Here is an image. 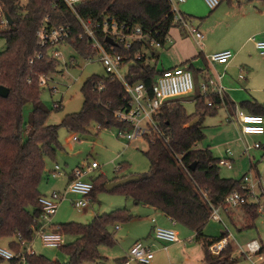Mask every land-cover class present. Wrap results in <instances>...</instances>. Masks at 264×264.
I'll list each match as a JSON object with an SVG mask.
<instances>
[{"label": "trees", "instance_id": "trees-1", "mask_svg": "<svg viewBox=\"0 0 264 264\" xmlns=\"http://www.w3.org/2000/svg\"><path fill=\"white\" fill-rule=\"evenodd\" d=\"M54 1L26 0L25 7H21L17 0H0L1 11L12 21L0 31V38L5 43L4 50L0 52V86L9 90L6 98H0V239L20 236L25 242L32 240L33 228L37 227L41 214L39 185L44 178L45 159L54 156L60 128L73 134L87 133L92 124L99 125L100 130L129 129L114 117L116 110L127 107L122 86L109 77L96 75L87 79L81 88V110L66 115L59 125L47 124L50 112L40 99L39 77L56 73L59 62L46 56L39 60L35 58L38 52H45L36 45L35 33L46 19L51 26L69 25L75 37L81 33L74 13L63 5L53 7ZM74 10L83 19L106 13L119 22L142 28L159 24L163 34L170 28L168 0H85ZM73 47L80 56L93 55L84 41H77ZM138 50V47L130 51L116 48V52L127 60L133 59L126 77L129 83L141 82L150 90L160 71L144 59L136 60ZM30 60H33L32 64H29ZM99 81L104 84L101 92L96 90ZM207 100L212 102V106H207ZM193 101L195 113L192 115H188L178 102L168 106L169 102L162 107L160 118L164 136L144 138L148 147L143 155L149 162V171L139 175V181L111 192L118 191L135 205L151 207L192 231L193 240L201 246L204 264H234L236 261L229 258L233 251L230 246L218 257L209 254V245L220 237H208L203 231L209 221L210 205L218 206L228 194L240 191V180L220 177L219 160L208 149L196 148L205 137L204 117L216 114L222 104L226 107L231 104L225 97L221 101L217 96H203L199 91ZM26 104L32 106V111L29 121L24 123L22 114ZM243 106L251 109L254 115H264V107L257 103L244 102ZM193 119H197L196 123L189 126ZM193 163L196 165L192 170ZM122 170L121 166L118 172ZM124 177L127 176L113 181ZM102 181L100 177L97 184L93 183L91 200L96 190L106 188ZM240 210L250 221L246 228H252L257 218L256 207L245 205ZM131 219L125 210H117L95 216L89 224L56 225L57 232L74 239L58 248L67 257V262L52 261L34 254L26 256L25 264H97L101 259L99 247H110L115 243L109 228L116 222ZM8 249L18 255L22 247L15 242ZM18 262L15 259L7 263ZM123 262L121 260L120 264Z\"/></svg>", "mask_w": 264, "mask_h": 264}, {"label": "built area", "instance_id": "built-area-1", "mask_svg": "<svg viewBox=\"0 0 264 264\" xmlns=\"http://www.w3.org/2000/svg\"><path fill=\"white\" fill-rule=\"evenodd\" d=\"M18 5L25 7L26 0H17ZM85 0H55L53 7L59 8L61 5L68 7L75 15L81 33L76 37L73 35V30L69 25L51 26L47 19L40 25L35 33L36 45L40 50L35 55L36 59H41L46 56L49 59L59 62L57 72H64L67 69L76 65L74 57H69L65 60L59 48L71 47L74 54L90 63L93 58L103 68L104 75L101 78H111L120 83L124 91L123 101L127 103V107L118 109L114 112V117L118 121L129 126V129H115L116 138L124 140L126 143L140 137L156 136L162 138L165 134L162 127L160 113L162 107L177 98L186 97L194 91V80L192 72L186 68L164 69L160 71L152 82L150 90H147L141 82L129 83L126 79L129 66L134 62L133 59L123 57L116 52L117 47H122L125 51L138 47L139 50L135 55L136 60L144 59L146 63L153 60V49H161L167 38V31L163 34L159 28V24L151 28H142L139 25L129 24L127 22H119L112 16L102 13L97 17L81 18L75 12V6ZM209 9H215L219 5V0H203ZM184 0H168L169 13L167 17L170 19V27H178L185 32L186 35L192 37L196 43L202 44L204 39L203 34L187 19L179 10V5ZM9 26L5 14L0 9V31L5 30ZM110 39L115 46L109 44L106 40ZM77 41H84L87 48L93 51V55L80 56L74 49V44ZM255 48L260 55L264 54V41L255 42ZM234 58V54L225 50L217 52L209 57L211 63L227 67L229 62ZM127 60V61H125ZM33 60L29 61L32 64ZM125 71L123 72V69ZM241 74L239 79H243V69L240 68ZM52 73L39 77V87H48V83L52 81ZM220 76L206 78L198 87L199 93L203 96H217L220 100L225 93V88L218 83ZM30 81L28 80V83ZM52 85L48 87L50 95L60 94L58 89ZM97 92L103 90V82L99 81L96 84ZM68 88V86H67ZM62 96L60 100L52 102L54 109L62 107ZM207 106H212L210 100L206 101ZM235 122L238 125L239 133L242 137L260 136L264 133V118L261 115L244 113L241 110H236L234 114ZM96 130H100V126L96 125ZM106 130V129H103ZM108 130V129H107ZM76 138V135L73 134ZM79 141L78 138H76ZM260 148L259 143H253L244 147L245 152L249 149ZM231 152L226 151L224 158L218 161V167H224L228 170L232 169L230 161ZM99 165L96 162H91L87 166L76 168L71 172V178L67 182L62 191H52L48 195H42L38 199L41 207V214L37 220V227L33 228V236L38 238L41 244L47 248L58 249L64 244V235L57 232V226L53 224V218L57 213L59 205L65 201L68 196H74V200H69L70 205L75 209H85L91 202V193L93 190V182L85 180L84 177L89 175L93 170L98 169ZM51 179H56L63 176V169L55 164L52 170L47 175ZM240 191L235 190L228 194L223 202L218 206L210 205L209 220L222 223L221 214L227 215L234 210H240L245 205H253L256 207L257 219L261 221L264 228V190L259 189V181L251 174H246L240 179ZM171 223L175 221L170 219ZM224 226V224H223ZM115 229H118L116 226ZM225 234L220 239L208 247V252L211 256L218 257L229 246L231 235L224 226ZM154 238L167 246L170 244L179 243L177 233L168 228L155 226L153 228ZM20 243L22 250L20 254H15L10 249L0 247V260L4 262H12L17 259L18 264H25L26 256L36 254L31 248L30 242H25L20 236L16 237ZM166 249V247H165ZM238 253L243 257L248 264H264L263 246L257 239H252L245 243L243 247H239ZM154 258V252L151 247L141 241L135 242L127 252L125 260L122 264H151Z\"/></svg>", "mask_w": 264, "mask_h": 264}, {"label": "rangeland", "instance_id": "rangeland-1", "mask_svg": "<svg viewBox=\"0 0 264 264\" xmlns=\"http://www.w3.org/2000/svg\"><path fill=\"white\" fill-rule=\"evenodd\" d=\"M232 24L233 22L230 24L223 22V24L220 25L221 27H218L216 31L209 34V45L211 49L222 48L224 43L228 41L227 38L232 37L236 33V29ZM202 29L205 32V29ZM189 42L191 41L189 40L186 42L187 45ZM4 48V40L0 38V52H2ZM59 50L62 52V56L65 60L69 57H74V65L76 66L51 76L52 81L48 83V87L56 85L55 87L60 94L51 96L48 87L40 89V99L50 112L47 119L48 125H59L66 115L78 113L81 110L83 102L81 88L84 82L91 76L104 75L103 68L97 62L96 58H93L90 63H87L86 60L78 58L74 54L73 49L69 46L59 48ZM159 50L160 49H153L152 51L157 53ZM249 55L253 57L256 55V57L261 58L257 52L253 53L250 51ZM241 56H239L238 59H241ZM149 63H151L152 66L155 65L152 61ZM256 67L259 73H263L264 75V61H259ZM124 71L125 68L123 69V72ZM255 80V86H243L242 84V86L238 87L246 96L248 95L251 99L257 100L264 106V80H261V78ZM61 93H63L62 107L54 110L52 102L60 100ZM195 93L196 91L186 97H182L180 100H176V102H181V105L188 115L195 113V104L193 101ZM236 97L240 98L241 96L239 95ZM242 103L244 102L239 101L236 103L237 110H244L246 108L245 106L241 107ZM168 106H172V102ZM31 111L32 106L26 104L22 114L24 123L29 121ZM235 121V118L231 122L227 121V112L224 110L223 106L217 108L216 114L204 117L203 126L205 137L203 141L197 145L200 149H208L215 159L226 150L232 152L234 160L232 165L233 169L228 170L219 166L218 171L220 177L231 180H239L243 175L250 172L248 158L242 156L244 146L237 141ZM86 131L87 133L85 134H75L76 138L79 139V141H77V139L73 137V133L68 132L64 128H60L58 131V145L55 149L53 158L48 157L45 159V170L48 171L50 168L52 169L55 164H58L63 169V176L61 179H64L65 176L71 174L74 169L87 166L91 162H96L99 165L98 169L93 170L89 175L84 177V179L97 184L101 177L103 179L102 182L106 183V185L113 182L115 178L130 175L139 176L149 171V162L143 155L148 147V143L145 139L137 137L126 143L124 140L116 138L115 129L97 131L95 124L90 125ZM255 142L260 143L262 148L260 150L248 152L250 157L254 158L252 161L253 169L251 171L259 174L261 187L264 189V162L260 160L264 155V135L256 138H248L245 145H252ZM121 166L123 170L118 172ZM46 171L44 172V176H46ZM52 180L53 179H50V181ZM44 182L45 178H43L41 182V189L44 187ZM48 183L49 185L46 186L47 189L51 188L52 184L51 182ZM52 189L59 191L55 187H52L51 190ZM74 199V196H68V198L59 205L57 213L53 218L54 224H89L95 216L110 214L117 210H125L132 216L130 221L116 222L109 228L108 231L115 243L110 247H99L98 251L101 259L97 264H115L116 260L114 259L127 252L132 242L135 240H145L151 231L150 218H147L148 214H146V209H144L143 205H135L130 198L125 197L118 191L110 193L107 192L105 188L96 190L94 199L91 200L87 208L82 210L75 209L70 205L69 200ZM243 213L242 210L230 212L231 217H234V222L238 220L237 224H234V226L226 221L228 229L232 233L234 239L229 240L230 246L233 249L229 258L230 260L234 259L236 261L234 264H248V262L239 255L237 248L243 247L245 243L255 238L258 239L259 242L261 241L264 243V228L261 221L256 219L252 228H244V222L242 223L241 221ZM116 226L118 227L117 230L115 229ZM241 227L243 229L240 230ZM221 231V225L211 220L208 221L204 228V234L209 237H218ZM177 234L182 243L169 248L168 252H165L161 247H151L154 251V258L151 264H199V261L196 260L197 258L195 260L194 258L201 254V247L198 246L195 241L188 242L189 237H184L179 232H177ZM63 239L66 245L74 240L72 236H65ZM15 242H17L16 237L2 238L0 239V247L8 249L9 245ZM157 244V246H167L166 244ZM30 245L37 255H42L52 261L57 260L61 263H65L68 260L59 249L44 247L39 239L34 236L32 237ZM184 245H188L193 249L185 250L183 249ZM174 247L176 248L171 251ZM0 264L9 263L1 261Z\"/></svg>", "mask_w": 264, "mask_h": 264}, {"label": "crops", "instance_id": "crops-1", "mask_svg": "<svg viewBox=\"0 0 264 264\" xmlns=\"http://www.w3.org/2000/svg\"><path fill=\"white\" fill-rule=\"evenodd\" d=\"M179 10L203 34L204 39L202 41V44L200 45L196 43V41L192 37L186 35L185 32L180 30L178 27L171 26L167 31V35H166L167 38L165 42L163 43L162 48L157 53L152 52L153 57H154L152 62H154L155 64L154 65L155 69L157 71H161L164 69H173L177 67L186 68V69L189 68V70L192 72V76L194 80V86H195L194 91H196L194 96L199 91L198 89L199 85L206 78L210 76L217 78L220 76L218 83L221 84L225 88V93L222 97V100L225 97L231 104L230 106L231 108L229 106L226 107L224 104H222L224 110L227 112L228 122H231L234 119V114H235V111L237 110L236 103H238L239 101L250 103V104L257 103L263 106L257 100L251 99L248 95L246 96V94H244V92H242V90H240L238 86H242V84L243 86H255V82H256L255 79L261 78V80H264L263 73H259L256 67L259 64V61H264V54L260 55L259 52L255 48V42L264 41V0H220L219 5L215 9H209L203 0H184V2L179 5ZM229 21L233 22L232 25L236 29V33L232 37L227 38L228 41L224 43L222 48L211 49L209 45V38H210L209 34H211L213 31H216L218 27H221L220 25L223 24V22L230 24L231 22ZM202 28L205 29V32L203 31ZM189 40L191 42H189L187 45L186 42ZM225 50H229L234 54V58L229 62L227 67H224L222 65H216L210 62L209 57L212 54L217 53V52H222ZM250 51L253 53L257 52L261 58L256 57V55H255L256 58L249 55ZM239 56H241L242 58L238 59ZM161 59H162V63H161ZM240 68L243 69V72H242L243 79H239V75L241 74ZM231 74L233 75L236 74V75L234 77H231L233 76ZM239 95L241 96L240 98L236 97ZM180 99L181 98H177L170 102L175 103L176 100H180ZM178 103L181 104V102H178ZM241 111H243L244 113L253 114L251 109L248 110L245 108L244 110H241ZM236 124H235V128H236V134H237V141L240 142L244 147L246 146L245 142L248 138H251V137L256 138V137H261L264 135L263 133L260 136L242 137L241 134L239 133L238 125ZM203 132H204V129H203ZM197 145H196V148L200 149ZM261 148H262V145L260 144V148L258 149L251 148L248 150V152L252 150H260ZM226 151L223 152L216 159L219 160L220 158H224ZM248 152H245L244 150L242 153V156L248 158V161L250 164V170H249L250 172L248 174H251L253 177L257 178L259 181V189L264 190L261 187L259 174L257 172L254 173L251 171L253 169L252 161L254 160V158L250 157ZM260 160L264 162V155L261 157ZM230 161L233 165L234 160H233L232 152L230 155ZM232 169H233V166H232ZM51 170H52L51 168L48 171L44 169V172L46 171L47 173H46V176H44L45 178L44 187H42L41 189V183L39 185L40 195L46 196L52 191H55L53 189L51 190L52 187H55L57 188V190L62 191L65 188L69 179L71 178V174H68L65 176L64 179H61V177H59V178H56L50 181L51 178H49L47 175L49 174ZM48 182L52 183L51 188L49 189L46 188V186L49 185ZM143 207L144 209H146V214H148L147 218H150L149 221L151 223V231L148 237L141 242L149 245L152 248L161 247L163 248L165 252H168L169 248L176 246V245H180L182 243L179 239L180 241L179 243L170 244L168 246H157L158 245L157 243H159V245L163 243H161L160 241L154 238L153 228L155 226L172 229L175 232L177 231L181 233L184 237H189L188 242L194 241L193 240L194 233L192 231H190L189 229L185 228L184 226L176 222L171 223L169 217L165 216L163 213L159 211L154 210L151 207H148L145 205H143ZM234 211H238V210H234ZM221 219H222V223L211 220L221 225L222 231L220 232V235L218 237H222L225 234V231H224V226H225L229 234L231 235L230 239L234 240L232 233L228 229L226 221L230 222V224H233L234 226V224H237L238 220L234 222L233 220L234 217H231L230 213L227 215L221 214ZM241 221L242 223L244 222V226H243L244 228H246V226L250 224V221L248 220V218L246 217L244 213H243V218L241 219ZM255 221L253 224H255ZM241 229L243 228L241 227L240 230ZM137 241H140V240H135L134 242H132L130 247ZM261 244L263 246V253H264V243L261 242ZM198 246H200V244H198ZM175 248L176 247L172 248L171 251H173ZM183 249L191 250L193 248H190L188 245L187 246L184 245ZM127 252H125L123 255H120L116 259H114L116 260L115 264H120L121 260H125ZM195 259L199 261V264H204L202 262L203 252L197 255L194 258V260Z\"/></svg>", "mask_w": 264, "mask_h": 264}, {"label": "water", "instance_id": "water-1", "mask_svg": "<svg viewBox=\"0 0 264 264\" xmlns=\"http://www.w3.org/2000/svg\"><path fill=\"white\" fill-rule=\"evenodd\" d=\"M5 18L8 22V24L11 25L12 21L7 14H5ZM106 41L109 44L115 46V44L109 38ZM8 93H9V90L7 88L0 86V98H6L8 96ZM196 121H197V119H193L189 126H193L196 123ZM195 165H196V163H193L191 165L192 170L194 169ZM139 179H140V177L138 175H130V176L124 177L122 179H119L117 181L110 182L109 184L106 185L105 189L107 192H111L115 188H119V187L128 185L130 183L137 182V181H139Z\"/></svg>", "mask_w": 264, "mask_h": 264}]
</instances>
